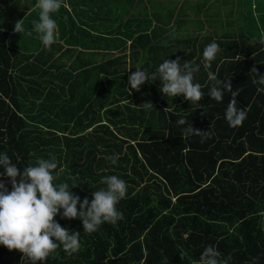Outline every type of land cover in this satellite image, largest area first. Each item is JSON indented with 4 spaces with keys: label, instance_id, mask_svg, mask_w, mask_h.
<instances>
[{
    "label": "trees",
    "instance_id": "1",
    "mask_svg": "<svg viewBox=\"0 0 264 264\" xmlns=\"http://www.w3.org/2000/svg\"><path fill=\"white\" fill-rule=\"evenodd\" d=\"M173 1L63 0L56 42L45 48L27 34L37 0H0V151L21 170L54 159L55 182L75 183L81 200L91 202L109 175L127 185L116 224L87 233L58 215L80 232V248L58 247L44 264H199L209 245L221 264H264V85L255 82L264 75V15H245L242 0H185L176 16ZM213 41L221 50L206 69ZM168 58L200 66V102L166 98L158 80L127 87L136 69L155 72ZM209 72L242 89V125L224 118L229 93L209 97ZM181 117L207 135L184 133ZM22 256L0 246V264H28Z\"/></svg>",
    "mask_w": 264,
    "mask_h": 264
},
{
    "label": "clouds",
    "instance_id": "2",
    "mask_svg": "<svg viewBox=\"0 0 264 264\" xmlns=\"http://www.w3.org/2000/svg\"><path fill=\"white\" fill-rule=\"evenodd\" d=\"M62 5L63 0H37L35 4V8L40 10L39 19L33 22L27 34L32 35L33 31L37 33L45 48H50L56 42L57 23L53 14ZM23 21L15 23V33L25 31ZM220 50L219 44L214 41L205 46L204 68H211ZM199 71V65L192 66L188 62L181 64L179 58H168L159 64L155 72L149 73L147 68L136 69L128 77L127 87L138 92L149 79L158 80L159 91L166 98L182 96L190 104L198 103L204 96L201 84L195 82V74ZM208 76L214 82L208 92L211 99L222 102L225 93L232 97L224 113L228 125L233 128L242 125L247 113L236 102L242 89L234 90L231 80H222L213 72H209ZM255 82L264 85V75L257 74ZM145 105L152 107L150 103ZM176 124L184 126L186 134L207 135V132L195 130L190 120L183 117ZM110 160L116 164L117 156L113 155ZM57 169L58 164L54 159L40 158L34 165L21 170L6 152L0 151V246L22 253V261L28 264H44L50 254L61 246L69 254L79 250L80 232L62 227L55 219L58 215L62 219L81 220L83 231L87 233L97 231L105 223L116 224L123 218L117 205L127 194L124 179L117 175L104 177L102 184L105 187L92 192L90 202L88 198L81 200L71 191L77 186L75 183H56L54 173ZM4 178H8L11 191L3 182ZM219 256L217 249L209 245L201 253L199 264H221Z\"/></svg>",
    "mask_w": 264,
    "mask_h": 264
},
{
    "label": "rangeland",
    "instance_id": "3",
    "mask_svg": "<svg viewBox=\"0 0 264 264\" xmlns=\"http://www.w3.org/2000/svg\"><path fill=\"white\" fill-rule=\"evenodd\" d=\"M184 1L185 0H181V1L175 0V2L173 1V2L167 3V6L168 5H172V8L174 7L173 6L174 4L176 6H178V8H177L178 10H176V16H178L177 14H179L181 16L182 15V12L180 11L181 10L180 8L183 5ZM242 1L246 5V7L243 8L245 15L249 16V11H251L252 14L256 18H258L260 15H264V0H252L250 2L251 4H249V5L247 4L248 0H242ZM196 2H197V0H196ZM193 3H195V0H192L190 2V4H193Z\"/></svg>",
    "mask_w": 264,
    "mask_h": 264
},
{
    "label": "bare ground",
    "instance_id": "4",
    "mask_svg": "<svg viewBox=\"0 0 264 264\" xmlns=\"http://www.w3.org/2000/svg\"><path fill=\"white\" fill-rule=\"evenodd\" d=\"M214 32V31H213ZM216 34V33H215Z\"/></svg>",
    "mask_w": 264,
    "mask_h": 264
}]
</instances>
